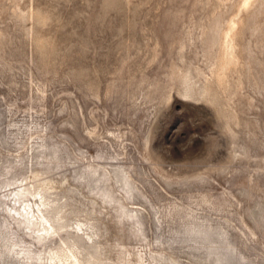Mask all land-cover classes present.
Instances as JSON below:
<instances>
[{
	"label": "rangeland",
	"instance_id": "obj_1",
	"mask_svg": "<svg viewBox=\"0 0 264 264\" xmlns=\"http://www.w3.org/2000/svg\"><path fill=\"white\" fill-rule=\"evenodd\" d=\"M244 5L0 0V264H264Z\"/></svg>",
	"mask_w": 264,
	"mask_h": 264
},
{
	"label": "bare ground",
	"instance_id": "obj_2",
	"mask_svg": "<svg viewBox=\"0 0 264 264\" xmlns=\"http://www.w3.org/2000/svg\"><path fill=\"white\" fill-rule=\"evenodd\" d=\"M250 3H252V0H245V5H246L247 7L249 6ZM245 5H244V6H245ZM241 7H243V3H242V6H241ZM247 7H246V8H247ZM230 35H231V34H230ZM228 37H229V36H228ZM226 43H227V42H226ZM45 230H46V229H44V231H45Z\"/></svg>",
	"mask_w": 264,
	"mask_h": 264
}]
</instances>
